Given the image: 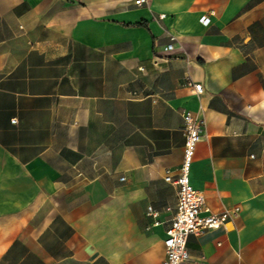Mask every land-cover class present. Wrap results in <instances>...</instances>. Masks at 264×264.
<instances>
[{
  "label": "crops",
  "instance_id": "obj_1",
  "mask_svg": "<svg viewBox=\"0 0 264 264\" xmlns=\"http://www.w3.org/2000/svg\"><path fill=\"white\" fill-rule=\"evenodd\" d=\"M184 111L238 210L182 264H264V0H0V264H159Z\"/></svg>",
  "mask_w": 264,
  "mask_h": 264
},
{
  "label": "built area",
  "instance_id": "obj_2",
  "mask_svg": "<svg viewBox=\"0 0 264 264\" xmlns=\"http://www.w3.org/2000/svg\"><path fill=\"white\" fill-rule=\"evenodd\" d=\"M146 0H134L135 4H142ZM165 14H159L164 17ZM207 20L205 16L201 17ZM175 36H170L166 43L165 51L174 48ZM196 94L202 92V85L188 81L186 83ZM183 118V154L178 167L167 168L164 171V180L173 183L177 187V202L173 216L165 230V258L159 264H182L189 258L186 247V240L190 234H200L206 229H214L220 225H226L231 220V215L237 212V208L224 209L221 212L213 213L206 206L204 194L193 187L190 182V168L193 161L195 147L202 137L204 120L193 116L190 111L182 113ZM14 120V119H13ZM147 214L155 216L151 206L147 207Z\"/></svg>",
  "mask_w": 264,
  "mask_h": 264
}]
</instances>
